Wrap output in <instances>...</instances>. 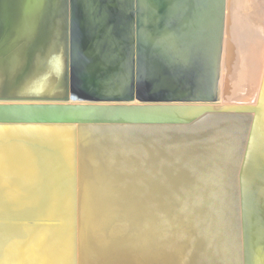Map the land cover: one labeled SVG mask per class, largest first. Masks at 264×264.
<instances>
[{
    "label": "water",
    "instance_id": "1",
    "mask_svg": "<svg viewBox=\"0 0 264 264\" xmlns=\"http://www.w3.org/2000/svg\"><path fill=\"white\" fill-rule=\"evenodd\" d=\"M226 7L227 0H0V264H108L102 255L116 264H264L262 159L248 179V128L261 120L264 93L256 106H213ZM244 119L232 166L200 155L183 166L178 149L199 141L178 142L176 132L199 131L220 146ZM86 131L108 134L95 162H134L156 149L152 161L163 166L148 186L120 183V200L131 195L145 207L143 235L114 220L112 232L88 231V246L105 254L84 257ZM166 158L176 165L166 167Z\"/></svg>",
    "mask_w": 264,
    "mask_h": 264
},
{
    "label": "bare ground",
    "instance_id": "2",
    "mask_svg": "<svg viewBox=\"0 0 264 264\" xmlns=\"http://www.w3.org/2000/svg\"><path fill=\"white\" fill-rule=\"evenodd\" d=\"M230 1H233V0H227V8H228L227 13L229 14L228 16H230V12H231ZM234 2L236 3V1ZM230 19L226 20L227 21L226 35H228V39L229 38L231 39V41L229 40L231 43L229 42L228 46L225 45V49H226L225 51H227V53L229 54L225 55L226 58H225L224 63L226 61L227 62L225 64L223 63V65L229 68L228 69L226 67L229 71V76L231 77L230 79H232L234 77L231 76L232 70H231L230 64L233 60V55L235 53L237 54V52L242 53L241 47H244V45H242V40L241 42H239L240 43L239 44L238 43L239 40H237L236 38H233L234 30H233V24L231 23ZM248 41H246L245 46H247ZM260 41L261 40L259 38L254 40V48L257 49L258 52H259L258 47H259ZM235 44H236V47H235L236 49L233 50V52H231L230 46L233 47V45ZM227 48H230V50ZM251 66L255 67V65H251ZM226 68L224 67V69ZM246 68L247 69H245L244 71L242 70H240L241 72L239 71L240 74L238 75L240 76L242 74V76L240 77V79L235 80L237 84L236 88L238 89L237 91H235V93H231L227 91L228 87H230L231 84H229L228 86L226 83L224 84V88L223 90H221L222 95H223L222 100H224V102L236 101L237 103H240V102H245V101H249L253 99L251 95L252 93H250V89L253 88L252 83H251L252 78L251 76H249L248 72L250 73V71H252L254 68L250 69L249 66H247ZM245 72H247V74H245ZM231 82H233V79L231 80ZM247 84H249L248 87H247ZM232 86L235 87L234 84ZM221 91L219 90V94H218L219 96H220ZM252 91L253 90H251V92ZM258 98H259V95H258ZM225 105H228V103L227 104L225 103ZM260 116H261V120L259 119L258 121L251 120L249 124V128H248V129L251 128L252 130V131L250 130V133H249V134L252 133V135L250 139V144L248 145V151L250 153V161L248 163L250 164L252 163L251 167L249 168L250 173L248 176V179H251L250 182L253 181L252 178H255L256 176V172H255L256 168L254 166H257L259 168L258 162H260L261 159L264 164V110L260 114ZM238 123L240 124L238 128L237 126H232L229 128L231 131V136H232L230 140H228L227 142H223V144H221L222 142L219 140L220 143L218 144H220V146L217 145L218 140L212 139V137H208L210 139L204 143V140H205L204 136H202L199 133V131H196L195 133L190 132V131H189L190 133H188V131H181L179 133L176 132L173 138H175V140L178 142H183V141L191 142L192 140L199 141V145L197 146L198 148L194 147V145H188L186 147L184 145V147H180V149H178L179 151L178 153H181L179 155L184 156L185 159H187L185 163L183 164V166L185 167L186 165H189L187 161L193 157L197 158V155L203 156V158L208 157L212 160V162H214L215 160H219V161L221 160L222 162L226 161L228 165L232 166L235 163V159L233 156V160L230 162L231 155H232L230 150L232 149V147L236 149V147L239 146V143L241 140L240 138L241 134L243 130L245 134L247 130L246 127L249 121L244 119L242 122H238ZM241 125L243 127H241ZM82 135H83L82 151H81L82 160L80 161V163L82 162L83 172L81 176L82 188L80 192V199H81L80 224H81V234H83L82 240L84 242L86 241V246L85 248H83L84 251L82 250V254L85 257L87 256V254L92 253V249L94 250V253L99 250L101 255H102V252L105 254V251H102L101 249H99L100 245L98 244H96V246L93 248L88 246V240H90L88 231L96 232V230H100V231H106L107 233L112 232L110 228L115 227V224H113L114 220L116 221L118 219L127 220L126 222L127 223L129 222V224H131V226L133 227L134 233H136L135 236L138 234L140 238L141 235H143V227L148 226V223H149V217L147 215L146 210L144 209L145 207L143 205L141 206L138 205L140 203L137 204L135 202L136 198L131 195H126L125 201L120 200L119 194L124 193L123 192L124 188L122 187L120 183L129 182L131 183V185L135 184V185H138L139 187H142V185H145V184H147L148 186V184L150 185L156 179V177H154L155 175L157 176L161 175L163 163H159V162L156 163L152 161V158L156 156L155 154L156 149H154V153L151 151H145L142 154L143 157L140 159H137L134 162H132V159H127L125 157L121 158L119 162H116L113 158H106V156L104 157L103 161H102V157H100L101 159L98 158L100 162H95L96 158L99 157V154L102 152L104 153L106 150L107 142H105V137L108 134H104L98 131L96 132L94 131V134H93L92 132L86 131ZM234 135H236V137ZM216 137H218V135ZM152 139L153 138L151 137V140ZM158 140L160 141V139ZM179 144L181 145V143ZM184 148L185 150H183ZM190 150L191 152H187ZM253 155H254V158H253ZM248 157H249V154H248ZM156 160H157V157H156ZM175 162L176 161L171 160V158H166V167H171L172 165L175 166L176 165ZM215 166L217 167L218 164H216ZM260 168L258 169L259 172H260ZM117 172H120V173L117 174ZM217 175L218 174L215 172V170H213L212 175H210L212 177V182L215 181L216 179H219ZM120 177H122V179ZM183 177L185 176L183 175ZM83 178L87 180L86 183H84ZM116 179H119V180H116ZM118 181H121V182H118ZM219 184L222 186V190H223V188H225V178L223 179V182ZM260 193L263 194L264 190H262ZM122 203L124 204L122 205ZM131 205H134V206H131ZM135 205H138L137 210L138 209L140 210L137 213L133 212L134 208L136 209ZM119 206H125L124 208H126L127 211L124 212L120 210L118 208ZM142 210L144 211L143 213H141ZM90 213L91 215L88 217ZM102 219L103 221H101ZM126 247H128V244L126 245ZM119 249H121V247L117 245L116 246L113 245L110 248V250H113V251H116ZM128 250L130 251L129 248H127V251ZM102 257H103L102 259H104L108 264H116V262H110V260L105 259L104 255H102ZM173 262L174 260L169 259V262L167 264H175L176 261L174 263Z\"/></svg>",
    "mask_w": 264,
    "mask_h": 264
},
{
    "label": "rangeland",
    "instance_id": "3",
    "mask_svg": "<svg viewBox=\"0 0 264 264\" xmlns=\"http://www.w3.org/2000/svg\"><path fill=\"white\" fill-rule=\"evenodd\" d=\"M234 1H236V3ZM232 2H233V4H232ZM230 10H231L230 16H228L229 15L227 13L228 8L226 7V20L231 18L230 21L233 24V30H234L233 38H236L237 40H239L238 43L241 42V40H242V45H244V47H241L242 53L237 52V54L235 53L233 55V60L230 64V66H231V70H232L231 76H233L234 78H232L233 82H231L232 79H230L231 77L229 76V71H228L229 68L227 66L223 65L225 58H226L225 55L229 54V53H227V51H225L226 50L225 45L228 46L229 45L228 43L231 41L230 38L228 39V35H226V30H225L224 48H223L221 68H220L219 90L220 91L223 90L224 84L226 83L227 86L229 84H231V86L228 87L227 91H229L231 93H235V91L238 90L236 88L237 84H236L235 80L240 79V77L242 76V74L240 76L238 75V74H240L239 71L240 70L244 71L245 69H247L246 68L247 66H249L250 69L254 68L252 71H250V73L248 72L249 76H251V78H252L251 83H252L253 88H251V89L249 88V89H250V93H252L251 95H252L253 99L249 100V101L241 102V103H243V104L249 103V104H252L253 106L254 105L256 106L258 104L260 97L262 96V93H264V80H263L264 79V0H233V1H230ZM226 23H227V21H226ZM226 27H227V25H226ZM261 34H262V36H261ZM258 38L261 40L259 42V47H258L259 52L257 49L254 48V40L258 39ZM246 41H248L247 46H245ZM230 47H231V52H233V50L236 49L235 48L236 44L233 45V47L232 46H230ZM248 48H249V50H248ZM227 49L230 50V48H227ZM260 50H261V52H260ZM251 52L254 56L251 54ZM251 65H255V67H253ZM224 67L225 68L227 67L228 69L227 68L224 69ZM225 74H227V75H225ZM245 74H247V72H245ZM225 79H227V80H225ZM237 82H239V81H237ZM233 84L235 87L232 86ZM248 86H249V84H247V87ZM251 90H253L255 93L253 91L251 92ZM258 95H259V98H258ZM219 97L220 98H219L218 102L216 104H213L214 108H216V109L220 108L221 106H227V105H225V103L226 104L227 103L228 104L237 103L236 101L224 102V100H222V97H223L222 91H221ZM261 105L264 108V96L262 97Z\"/></svg>",
    "mask_w": 264,
    "mask_h": 264
}]
</instances>
